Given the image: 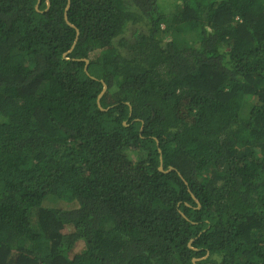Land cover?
<instances>
[{
    "label": "trees",
    "instance_id": "trees-1",
    "mask_svg": "<svg viewBox=\"0 0 264 264\" xmlns=\"http://www.w3.org/2000/svg\"><path fill=\"white\" fill-rule=\"evenodd\" d=\"M50 3L0 0V264H264V0Z\"/></svg>",
    "mask_w": 264,
    "mask_h": 264
},
{
    "label": "water",
    "instance_id": "water-1",
    "mask_svg": "<svg viewBox=\"0 0 264 264\" xmlns=\"http://www.w3.org/2000/svg\"><path fill=\"white\" fill-rule=\"evenodd\" d=\"M50 1L51 0H47V2H48V7H51V3H50ZM41 3V0H39V4ZM71 5H72V0H68V6H67V9H66V12H65V19H66V21H67V23L72 27V28H74V29H76V27L73 25V24H71L70 23V21H69V15H68V13H69V11H70V8H71ZM77 33H78V36L80 35V32L78 31V29H77ZM72 52V50L69 52V54ZM85 62H86V68H88V65H89V61L88 60H84ZM105 88H104V90H103V92H102V94L99 96V108L101 109V110H104L103 108H102V106H101V104H100V100H101V98L104 96V94L106 93V90H107V85L105 84V86H104ZM160 170L161 171H163V167L161 166L160 167ZM173 169H170V171H172ZM206 259V258H205ZM198 261H200V260H194V262L195 263H197Z\"/></svg>",
    "mask_w": 264,
    "mask_h": 264
},
{
    "label": "rangeland",
    "instance_id": "rangeland-1",
    "mask_svg": "<svg viewBox=\"0 0 264 264\" xmlns=\"http://www.w3.org/2000/svg\"><path fill=\"white\" fill-rule=\"evenodd\" d=\"M138 28V26H132V27H130V29H129V31H128V35H127V39H129L130 40V42H131V38H132V35H133V33L135 32V30ZM139 153L140 152H131V154H130V159H131V162L132 161H134V162H136V161H138V159L140 158V155H139ZM80 245H83V244H80ZM80 248L82 249L83 247L81 246V247H78V252H80L81 250H80Z\"/></svg>",
    "mask_w": 264,
    "mask_h": 264
}]
</instances>
